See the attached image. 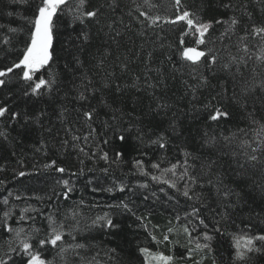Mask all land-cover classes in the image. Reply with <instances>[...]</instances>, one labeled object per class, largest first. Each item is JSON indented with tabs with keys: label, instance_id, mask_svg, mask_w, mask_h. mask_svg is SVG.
Masks as SVG:
<instances>
[{
	"label": "trees",
	"instance_id": "obj_1",
	"mask_svg": "<svg viewBox=\"0 0 264 264\" xmlns=\"http://www.w3.org/2000/svg\"><path fill=\"white\" fill-rule=\"evenodd\" d=\"M37 2L0 0V25L4 26L0 36L8 35L11 41L0 44V68L22 57L26 42H30V25L24 18L33 15ZM75 3L70 0L69 6ZM227 4L231 7H224ZM86 8L99 9V15L81 24L65 9L56 20L50 49L53 58L34 74L35 78L54 79L51 88L43 89L41 95L25 96L28 86L21 79L22 70H14L0 87V107L7 105L10 112L19 113L15 120L10 112L0 117V132L4 133L0 135V223L3 213L9 211L7 223L13 229L24 228L34 249L52 264H143L140 247L172 255L174 264H213V260L234 264L232 234L264 233V165L251 167L245 155L251 153L258 140L256 133L264 125V89L259 87L264 81V61L256 59L264 50V36L251 35L253 25L264 27V0H181L180 6L175 0H88ZM185 10L194 20L213 22L205 34L206 44L198 50L211 49L218 57L214 66L203 62L194 66L180 57L184 47L196 46L198 33L188 31L181 45L186 23L167 21ZM140 12L160 19L151 24ZM233 17L238 24L222 37L228 24L215 21L230 22ZM9 27L23 30L8 33ZM246 30L249 35L241 41ZM82 31L88 35L86 41L80 36ZM243 44L248 45L247 54L240 50ZM232 55L252 58L247 66L240 65L239 72L235 65L225 71L222 65ZM200 76L207 82L202 83ZM197 85L193 91L192 86ZM82 91L86 96L83 101L77 99ZM217 107L227 110L230 117L208 120ZM93 108L95 119L85 122L83 111ZM117 128L131 129L119 160L113 151L119 143L113 140ZM137 129L145 134L143 143L134 139ZM160 133L165 137L164 149L148 143ZM73 136L79 139L73 140ZM104 152L108 161L100 158ZM52 160L67 171L45 169ZM136 160L143 161L148 176L141 174ZM185 160L190 175L197 178L191 190L199 194V201H189L162 183L175 181L182 191L187 177H179ZM153 163L160 164V169L152 168ZM172 164H177L176 175L162 174L161 170ZM105 168L107 173L101 171ZM21 171L24 176L18 175ZM153 175L160 176L161 182L153 181ZM59 180H69L73 189L67 199L62 195L67 189ZM121 185L124 191L119 190ZM108 188L114 190H104ZM121 201L128 203L135 215L116 207ZM201 205L212 250L184 259L188 245L184 212ZM22 209H29L24 215L32 219L18 222ZM105 213L117 227H89L95 217ZM177 214L180 221L175 219ZM49 215L64 223V237L58 247L39 249V239L49 228ZM193 223L197 225L193 236L199 237L206 229L195 220ZM170 227L174 229L170 240L178 244H157L151 239L149 232L162 240ZM216 227L221 232L214 231ZM14 235L0 227V258H5L9 243L19 247ZM76 243L85 247L59 254L60 247ZM239 264H264V251L248 253L247 261Z\"/></svg>",
	"mask_w": 264,
	"mask_h": 264
},
{
	"label": "snow or ice",
	"instance_id": "obj_2",
	"mask_svg": "<svg viewBox=\"0 0 264 264\" xmlns=\"http://www.w3.org/2000/svg\"><path fill=\"white\" fill-rule=\"evenodd\" d=\"M14 2L19 4H28L29 0H14ZM88 3V0H76V3L73 6L70 5V0H38V2L35 4V9L33 12V15L31 17H25L24 19L28 22L30 25L29 33H30V42H26L25 47L23 48V54L22 57L19 58L18 62H13L11 66L9 67H3L0 68V87L5 86L7 81L6 77L9 76V74H12L14 70H22V76L21 79L27 83L28 90L24 92V95L27 96L29 94L31 95H41L43 92V89L45 88H51V86L55 83L54 79H46L43 75H40L38 78L34 77V74L39 73L40 69L44 68L46 65H49V61L53 58V52L50 51V49L53 48V35H54V25L56 23V20H58L65 12V9H67V14L71 15L73 21H79L81 24L85 22L86 19H94L99 15V9H92L87 10L86 5ZM175 5L180 6L181 0H175ZM63 6V7H62ZM224 7H231L230 4L224 5ZM8 15H12V13H8ZM140 15L145 17L146 19H150L151 24H155L157 20L160 19V17H154L150 18L148 17L147 13L140 12ZM192 14L185 10L181 14H177L174 19L168 20L167 22L170 24H176L178 22H185L187 25V30L181 34L180 44L183 45L185 43L183 37L188 34V31H194V33H198L197 38L195 39V47H184L181 52H179L180 57L185 61H190L192 65H198L199 63H206L214 66L217 63L218 57L213 53L211 49H209L207 52L198 50L199 46L206 44L205 34L208 33L210 27L212 26V21L208 22H202L200 20H194L193 18H190ZM55 18V19H54ZM217 24H228V27L225 29V33H222V37L226 35L235 25L238 24V20L236 18H231L229 21L224 20H217L215 21ZM3 25H0V29H3ZM23 29H17L9 27L7 29L8 33H16L18 31H22ZM247 30L245 31V35L240 37V40L243 41L248 36ZM251 35L253 37L256 36H264V27H256L255 25L252 26ZM80 36L86 41L88 39V35L85 32H81ZM10 38L8 35H2L0 36V44L8 45L10 44ZM245 54L248 53L249 48L247 44H243L242 48L240 49ZM203 58V61H202ZM252 57L249 56L247 59H245L244 56H230L229 61L225 62L222 67L225 71H230L232 66L235 65L237 72L240 70V65L247 66L248 59H251ZM256 59L258 61H264V50H261V53L256 56ZM49 76H51V73H49ZM200 81L202 83L207 82V78L204 76H200ZM197 86H192L193 91H195V88ZM259 87L261 89H264V81H261L259 84ZM87 91V89H85ZM246 91V89H245ZM78 100H85V92H80L79 96L77 97ZM158 107H164V105H158ZM206 108H209L210 105H206ZM95 109L91 110H85L82 113V117L84 118L85 122H91L93 119H95ZM10 112L7 105L0 107V117H4L6 114ZM63 114V113H62ZM230 113L227 110L221 109L219 107L215 108L214 111H211L207 119L210 121H219L221 118H228L230 117ZM19 116V113L17 112H10V118L12 120L17 119ZM115 119V117H113ZM253 123H257V121H253ZM131 133V129H124L121 131L119 128L115 130L113 140L118 141L119 143L114 146V156L116 160H119L124 155V145L128 143V135ZM138 135L134 137V139L139 140L141 143L144 142V133L142 130L137 129ZM261 133H264V125L261 126L260 132L256 133L257 135V142H255V146L251 147V153H245L246 155V162L251 165V167L256 168V166L264 165V139H260ZM0 135H4L3 132H0ZM73 140H78L79 137L73 136ZM88 137H85V141H87ZM227 139V138H226ZM65 144L68 143L67 140L64 141ZM105 144L109 143V140L104 141ZM149 144L157 145L160 149H164L166 147L165 143V137L163 133H160L155 137V139H151L148 141ZM242 143L247 144V141H243ZM80 151H84L83 148L80 149ZM92 155H95L93 153ZM146 155V153H144ZM185 155H190V153H185ZM101 159L108 161L109 155L107 152H104ZM115 162V161H113ZM83 163V161H81ZM135 165L139 168H141V174L144 176H148L149 173L147 171H144L142 168L143 161L142 160H136L134 161ZM179 163V162H177ZM154 169H160V164L153 163L151 165ZM184 167V171L180 174V179L184 180L185 177H187V180L185 181V185L183 190L177 188V184L175 181L170 180H163V184H167L170 189H176L177 192H179L183 197H185L187 200L192 201L196 200L199 201L201 197L199 194H196L192 192L191 186L193 184L197 183V178L195 176L190 175L188 168L190 167L188 165L187 160L184 161V164L182 165ZM240 167H244L243 164L240 165ZM45 169H54L55 172L58 173H65L67 169L62 166H57V162L55 160L50 161L48 164L44 165ZM176 169L177 164H172L170 168L162 169V174L166 172H171L173 176L176 175ZM104 173L108 172V169H102ZM261 171L264 172V167L261 168ZM83 170H81L82 174ZM18 175L24 176L25 173L23 171L19 172ZM72 175H77L76 173H73ZM151 179L156 182H161L160 176H151ZM0 183H3V181H0ZM59 184H62L67 191H64L62 195L67 199L68 194L73 190L69 184V180H59ZM140 187L147 188V184H141ZM96 190V189H94ZM105 191H113L114 188H108L104 189ZM120 191H124V187L120 186ZM161 192H164L165 189L162 187L160 188ZM11 195V193H9ZM153 196H155V193H152ZM225 196L230 195L229 192L224 193ZM19 199V197H17ZM147 199V197H145ZM7 197L4 198L3 203L5 205L8 204ZM81 203H83L81 201ZM116 207H120L123 210L133 212L131 208H129L128 203L125 201H121L119 205H116ZM203 205L200 207L191 206L190 211L184 212V219L186 220V223L183 225V232L188 236V245L187 251L185 256L182 258L184 259H190L193 257L195 252H199L202 250H206L208 252H211L210 244L208 243L211 241L212 236L208 234L207 228L208 225L205 223V219L201 217V209ZM29 209H22L21 214L18 218L19 221H23L25 219H32L31 217H25L24 213L28 212ZM10 212L5 211L3 213L4 221L0 223V227L4 229L6 233H13L14 232V239L16 243L19 245L18 248L12 247L11 243H9L8 253L5 254V258H0V264H17V258H18V264H52V261H46L42 258V252L34 249V246L31 242H29V237L25 235V229L22 227H17L13 229L8 223L7 218L9 217ZM133 215L135 213L133 212ZM76 216V213H73V217ZM223 218V216H222ZM138 220L143 221L144 217H137ZM175 219L177 221L181 220V216L179 214L176 215ZM49 228L47 233L45 234L44 238L39 239V243L37 248L43 249L46 245H51L53 247H58V242L62 241L64 237V223L58 222L53 216L49 215L47 217ZM196 221L198 225H203L206 229L203 233L199 234V237H194L193 233L195 232V227L197 225H194L193 221ZM78 224V221H77ZM217 224H219V221H217ZM94 226H100L104 228H115L117 225H115L112 221V219L109 217L108 213H105L102 216H97L95 219L91 221V225L89 227ZM33 232L39 233L40 229H32ZM216 232H221V229L219 227H216L214 229ZM174 232L173 228H168L167 232L163 235V239L159 240L155 235H152L151 232H149V235L151 236V239L155 241L157 244L161 243H169L174 244L178 242H173L170 240V234ZM200 237H202L203 242H201ZM75 239V237H73ZM261 246H257V243ZM194 244V248L192 245ZM84 244L76 243V244H69L67 247H60L59 248V254L63 256V254L67 251V249H81L84 248ZM232 247L234 248V254H233V261L234 264H239V262H246L248 259V253L250 252H262L264 251V233H258L256 235H248L246 233L244 234H232ZM115 251V250H112ZM139 253L143 257V264H174V257L172 255H165L160 252H153L148 247H140L138 249ZM14 254V255H13ZM95 259V258H93ZM90 264V262H89ZM196 264H201V261H197ZM213 264H216L215 260H213Z\"/></svg>",
	"mask_w": 264,
	"mask_h": 264
}]
</instances>
